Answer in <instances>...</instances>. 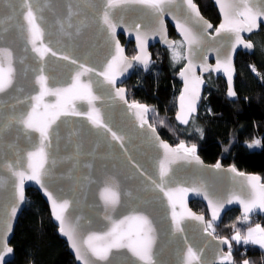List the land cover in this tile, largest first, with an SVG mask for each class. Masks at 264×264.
<instances>
[{"label":"water","instance_id":"1","mask_svg":"<svg viewBox=\"0 0 264 264\" xmlns=\"http://www.w3.org/2000/svg\"><path fill=\"white\" fill-rule=\"evenodd\" d=\"M210 1L215 28L194 0H0V264L29 190L75 264H233L207 222L264 218L262 176L163 139L126 88L156 64L152 47H175L170 26L184 45L175 122L198 115L210 73L237 100L236 58L255 51L264 0Z\"/></svg>","mask_w":264,"mask_h":264},{"label":"trees","instance_id":"2","mask_svg":"<svg viewBox=\"0 0 264 264\" xmlns=\"http://www.w3.org/2000/svg\"><path fill=\"white\" fill-rule=\"evenodd\" d=\"M195 2L205 18L218 24L219 17L210 0ZM169 31L170 36L176 39L174 31ZM256 38L263 40L264 33L257 34ZM120 39L123 41L122 37ZM164 50L158 46L151 49L156 64L147 76L139 78L136 76L138 72L134 73L129 98L153 108L158 115L167 114L172 124H165L158 129V133L171 144H177L180 140H187L188 136H183V130L173 118L180 82L175 71L171 69ZM133 54V45L129 44L127 55ZM254 66L258 76L251 72ZM236 71L237 100H227L224 83L222 80L217 81L214 90L209 88L207 91L202 115L196 120L202 130L201 135H192L189 139L203 159L212 162L223 157L240 171L260 173L264 179V58L258 51H254L252 55L240 53L236 60ZM255 131L263 134L262 149L249 151L242 143ZM191 207L197 213H205V207L201 203L194 202ZM238 217L240 218L237 210L228 212L221 226L213 227V234L231 241L233 264H242L244 261L249 264H264V251L252 245L237 244L234 240L233 235L241 231L243 232L239 234L243 235L248 227L241 218L237 220ZM257 220L264 228V218ZM10 245L14 249V258L8 264H75L66 243L58 237L48 207L37 191L26 192L25 207L16 224Z\"/></svg>","mask_w":264,"mask_h":264},{"label":"rangeland","instance_id":"3","mask_svg":"<svg viewBox=\"0 0 264 264\" xmlns=\"http://www.w3.org/2000/svg\"><path fill=\"white\" fill-rule=\"evenodd\" d=\"M256 35L250 36V40H251V42L253 44H255V52L258 51V53L261 54L262 57L264 58V52H263L264 39L263 40L262 39L259 40L258 38H256ZM164 51H165V54H166V57L168 59V62H169V65H170L171 69L173 71H175V73H176L177 70L179 68H181L182 63H183V56H184V45H183V43H181L180 41L177 40V43H176V46L175 47L169 48V49H165ZM151 71H152V68H151ZM153 71L156 72V69L154 70V68H153ZM251 72H252V74L254 76H258L259 75V73L257 72L255 66H254V68H252V71ZM143 74L140 71V73L138 72L136 76H139V78L140 77L142 78V76L143 77L144 76H147L149 73L144 74V75ZM126 87H127L128 91H129L131 85L129 86V84H126ZM129 97L130 96H128V99L131 101V98H129ZM174 112H175V108H174ZM149 119H150V124L153 127H155L157 129V131H158V129H161L165 124L166 125L172 124L170 122L169 116L167 114H162V115L160 114V115H158L157 111H155L153 108H151V113H150ZM169 127L171 128V126H169ZM200 130H201L200 129V124L198 122H196V120H192L191 123H190V125H189V128H186L185 130H183V136L184 137L188 136L187 140H180V141H183L184 143H187L189 145L190 144H193V143L190 142V139L189 138L190 137H193L192 135H195V136L198 135V136H200L201 135V131H202V130L201 131ZM259 138L260 137H259V134H258V137H256L253 142L248 143L249 144L248 145V150L259 149L260 148V140H259ZM220 159L223 160L222 162H223L224 165H229V163L223 157H221ZM203 160H204V162L209 163V164L210 163L211 164L212 163L214 164L216 162V161H212L211 162L209 159H206V158H204ZM205 213H206V211H205ZM229 219H230V216H229ZM239 219L240 218L238 217L237 220H239ZM257 219L258 218H256V217L253 218L251 224H248V227H247L246 231L243 233V235L242 234H239V233H242L243 231L237 232L238 234L233 235V238H234V240L236 241L237 244H242L241 238H239L240 236H243V238H244L243 240L245 242L248 243V241H250V237H246V233H247L248 230L251 232L250 229L253 228V227H255V226H261L262 227V225L259 223V220H257ZM243 223H246V222H243ZM207 225H208V229L213 233V230H214L213 227L214 226L209 221L207 222ZM219 226H221V224ZM251 240L254 241L255 239H251ZM232 251H233V249H232ZM242 264H249V262L244 261Z\"/></svg>","mask_w":264,"mask_h":264},{"label":"flooded vegetation","instance_id":"4","mask_svg":"<svg viewBox=\"0 0 264 264\" xmlns=\"http://www.w3.org/2000/svg\"><path fill=\"white\" fill-rule=\"evenodd\" d=\"M194 2H195V0H194ZM196 3V2H195ZM197 4V3H196ZM213 5V4H212ZM214 7V6H213ZM207 19V18H206ZM210 21V20H209ZM211 22V21H210ZM212 23V22H211ZM219 23V22H218ZM213 24V23H212ZM214 25V28L218 25V24H213ZM170 29H172L170 26H169V30ZM173 30V29H172ZM174 31V30H173ZM260 33H264V29L263 28H261V30L258 32V33H255V34H253L252 36H254V35H256V34H260ZM174 34H175V32H174ZM169 35H170V31H169ZM175 36H176V34H175ZM171 37V36H170ZM172 38V37H171ZM174 39V38H173ZM175 41H176V43H177V40L178 41H180L181 43H182V41L180 40V38L178 37V36H176V39H174ZM176 43H175V46H176ZM133 45V44H132ZM156 47V46H155ZM159 47V46H158ZM254 47H255V44H254ZM153 48V47H152ZM151 48V49H152ZM162 49V48H161ZM263 52H264V48H263ZM240 54V53H239ZM239 54L237 55V57L239 56ZM243 54V53H242ZM134 55V54H133ZM153 58H154V56H153ZM154 60H156L155 58H154ZM236 60H237V58H236ZM211 64H213V62H211ZM184 65V56H183V63H182V66ZM182 66H181V68H182ZM180 69V68H179ZM178 69V70H179ZM178 70H177V72H178ZM151 71V70H150ZM136 72H139L140 73V70H138V69H136L135 71H134V73H136ZM142 72V71H141ZM177 72H176V74H177ZM134 73H133V75H134ZM149 73V72H148ZM142 74H143V72H142ZM147 74V73H146ZM133 75H132V77H133ZM144 75V74H143ZM132 77H131V79L126 83V84H129V86L131 85V82H132ZM204 79L206 80V82L208 83V85H207V87H206V89H205V91H204V94H203V99H202V101H201V104H200V106H199V110H198V115L197 116H195V117H192V119H191V121L192 120H197V119H199L200 118V116L202 115L201 113H202V108L205 106L204 105V103H206V98H205V95H206V93H207V91L209 90V88H211L212 89V91L214 90V85H216V83H217V81H221L222 79L219 77V78H217V79H215L214 78V76L210 73V74H208V75H206L205 77H204ZM222 82L224 83V81L222 80ZM180 84V83H179ZM127 88V87H126ZM180 88H181V84H180ZM180 88H179V92H180ZM127 91H128V89H127ZM224 91L226 92V86H225V83H224ZM179 92H178V94H179ZM235 92H236V88H235ZM177 94V95H178ZM225 94V93H224ZM237 95V94H236ZM128 96H129V91H128ZM176 98H177V96H176ZM225 98H226V96H225ZM130 101V100H129ZM131 102H134V103H139V104H141L140 102H135V101H132L131 100ZM147 106V105H146ZM208 108V111L210 112V108H209V106L207 107ZM150 109V111H149V114H148V120H149V117H150V113H151V108H149ZM175 113H176V99H175V112H174V115H175ZM173 118H174V116H173ZM191 121H190V123H191ZM150 122V121H149ZM176 123V122H175ZM190 123H189V125H190ZM177 124V123H176ZM178 125V124H177ZM189 125L187 126V127H185V128H182V127H180L179 125V127H180V129H182V130H185L186 128H189ZM203 130H204V128H203ZM256 130V129H255ZM258 132L257 131H255L253 134H252V136L250 137V138H245L244 139V141H243V143H242V145L243 146H245V148H247L248 149V143H250V142H253L254 141V139L256 138V137H258ZM262 136H263V134L262 135H260L259 134V140H260V148L259 149H253V150H249V151H260L261 149H262ZM180 142H183V141H180ZM180 142H178V143H180ZM184 143V142H183ZM186 144V146H187V148H190L191 146H195V145H189V144H187V143H185ZM196 147V146H195ZM197 148V147H196ZM198 150V149H197ZM219 160V159H218ZM221 160V159H220ZM223 163V162H222ZM209 164V163H208ZM211 164V163H210ZM213 164V163H212ZM224 165V164H223ZM229 165H232V164H229ZM234 166V165H233ZM239 172H244V171H240L236 166H234ZM258 174H260V173H258ZM261 175V174H260ZM262 176V175H261ZM262 178H263V176H262ZM263 181H264V179H263ZM255 218V217H254ZM256 218H258V217H256Z\"/></svg>","mask_w":264,"mask_h":264},{"label":"crops","instance_id":"5","mask_svg":"<svg viewBox=\"0 0 264 264\" xmlns=\"http://www.w3.org/2000/svg\"><path fill=\"white\" fill-rule=\"evenodd\" d=\"M250 230L251 232L248 230L246 233V237H250V241L247 243L243 240V236H240L239 238H241L242 243L252 245L264 251V229L261 226H255ZM251 239L255 240L252 241Z\"/></svg>","mask_w":264,"mask_h":264}]
</instances>
